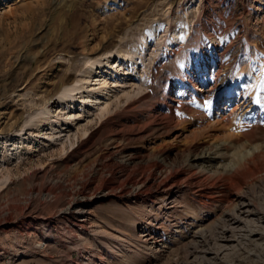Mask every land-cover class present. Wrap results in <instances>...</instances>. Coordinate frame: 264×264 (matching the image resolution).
<instances>
[{"label": "rangeland", "instance_id": "obj_1", "mask_svg": "<svg viewBox=\"0 0 264 264\" xmlns=\"http://www.w3.org/2000/svg\"><path fill=\"white\" fill-rule=\"evenodd\" d=\"M116 50L126 56L106 82L109 114L99 119L80 99L58 100L61 79L80 84L86 59ZM108 62L113 69L118 61ZM262 66L264 0H0V171L12 174L0 187V212L19 209L0 230V264H264V219H256L264 218V186L243 191L254 211L236 226L234 203L207 199L227 189L185 184L179 193L133 198L130 181L147 178L150 168L117 165L138 153L137 132L158 120L184 125V109L203 104L181 76L216 81L229 71L262 79ZM170 83L172 111L160 105ZM261 87L264 103V81ZM44 108L49 120L38 130ZM253 131L261 143L264 122ZM104 179L116 186L103 189ZM121 189L127 194L119 196ZM80 193L90 200L84 214L60 217ZM20 217L27 230L16 224Z\"/></svg>", "mask_w": 264, "mask_h": 264}, {"label": "bare ground", "instance_id": "obj_2", "mask_svg": "<svg viewBox=\"0 0 264 264\" xmlns=\"http://www.w3.org/2000/svg\"><path fill=\"white\" fill-rule=\"evenodd\" d=\"M177 40L178 38L174 35L172 36L171 43ZM115 53H109L104 59L100 57L95 60L86 59V63H84L89 69L85 78L81 80L83 82H80V84L67 85L66 79H61L57 85V88L60 90V93L58 92V100L62 102L70 100L72 102L73 100L80 99L79 104H90L91 107L97 108V111H99V114L97 113L99 117L97 118L101 119L105 116L110 111L109 107L111 103L109 99L110 94H108L110 91L109 87H106L108 85L106 82L114 77V72H118V68H122L121 64L124 60L123 58L126 56L122 50H116ZM109 59H117L118 61L113 66V69L111 65L114 62L109 63ZM104 66L110 68L102 74ZM260 69L262 79L250 74L251 72H248L247 76H245L240 71L234 77L230 76L229 71L225 72L222 78L219 75L216 81L213 80L215 83L211 80L201 81V79L198 81L197 79H192V75H190V80L188 74L181 76L184 78V80L182 79L183 82L181 81L183 83V89L188 88L190 95L192 97H199L203 100V104L201 103V106L193 104V107L190 106L184 109L187 113L185 114L187 121H185L184 125L177 124L173 120L167 123H164L165 121L163 123L158 122V120L157 122L151 123L149 128L147 127L148 129L141 130L135 136L133 135L135 140H140L138 153L135 154V157L129 153L126 159L117 165L122 171L128 170L131 166H138L141 169L149 166L150 174L147 178H141L140 180L133 179L130 181L129 187L134 188V191L129 192L127 196L138 198L144 193L147 197H152L154 193L171 190L179 193L184 187L188 190L205 187L204 191L207 192L206 189L208 187L210 188L216 185L218 189H221V192H224L222 189H227L228 192L220 198L207 199L220 203H234L237 217H234L233 220L237 221L234 222L236 226L239 221L245 218L248 219V216H252L251 214L254 211L251 210L253 200L243 191L245 189L253 191L257 186H264V135L263 141L256 143L255 139L257 134L253 131L264 122V103L260 99L261 93L259 92L261 81H264L263 66ZM126 71L131 73L128 69ZM98 74L103 75L99 81L96 79ZM200 76L202 77V74ZM228 79H230L229 82H227ZM208 83L209 87L206 88L205 85ZM198 84H203V86L197 88ZM173 87V84L170 83L164 95L165 101L160 104L163 109L168 111H172L171 107L174 104V100L171 98ZM84 90H86L85 97L81 95L78 98L75 97L76 94H81V91ZM49 114L50 111L46 108L40 112L37 120L38 124L35 125L38 130L42 123L49 120L47 118ZM54 122L57 123L56 125H59L58 118ZM244 123L250 127V132H247L248 134L244 130ZM156 139L164 142V146H160L155 150L150 149V142ZM174 143H177V145H174ZM164 163H167L166 167H164ZM115 165L114 163L106 165L109 173L114 177L116 173L114 172L113 166ZM3 169V171H0V175L5 174V176H0V187L7 181H10L12 177L10 171L6 170L8 169L7 166L3 167ZM156 178H162V180L156 182ZM116 183L113 179L105 180L103 189L114 188ZM183 185L185 186L183 187ZM47 191L51 192L52 188H47ZM126 192L127 190L121 189L118 195L127 194ZM205 196L202 197L203 200H206L204 199ZM89 202L90 200L80 193L79 197L74 198L67 204L64 210L59 212V216L66 217L72 213L82 215L84 214L86 206L89 205ZM18 211L19 209L9 208L0 212V230H4L14 224L16 219L13 218V214ZM22 217L16 223L19 225L23 224L19 226L20 230H24L26 226L24 223L26 216L24 219H21ZM256 219L261 223L260 221L264 218L260 216Z\"/></svg>", "mask_w": 264, "mask_h": 264}]
</instances>
